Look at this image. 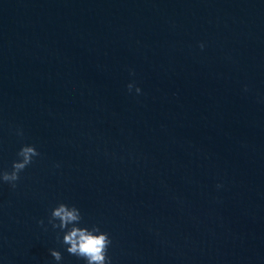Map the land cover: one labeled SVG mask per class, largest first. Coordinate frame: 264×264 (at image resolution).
<instances>
[{
	"label": "water",
	"instance_id": "obj_1",
	"mask_svg": "<svg viewBox=\"0 0 264 264\" xmlns=\"http://www.w3.org/2000/svg\"><path fill=\"white\" fill-rule=\"evenodd\" d=\"M21 143L0 264H82L57 201L112 264H264V0H0V168Z\"/></svg>",
	"mask_w": 264,
	"mask_h": 264
},
{
	"label": "clouds",
	"instance_id": "obj_2",
	"mask_svg": "<svg viewBox=\"0 0 264 264\" xmlns=\"http://www.w3.org/2000/svg\"><path fill=\"white\" fill-rule=\"evenodd\" d=\"M198 47L203 49L204 43L199 42ZM129 75H132L131 69ZM244 88L247 90L246 85ZM125 89L129 93H141L140 86L133 80L125 84ZM16 135H23L20 128L16 129ZM39 156L40 153L32 143H21L10 166L0 168V184L7 183L10 188L15 189L20 174ZM55 166L59 167L58 164ZM221 186L220 183L216 184L217 188ZM36 223L44 225L43 220H37ZM47 225L56 230L57 239L64 250L82 261V264H112L111 257L107 254L112 243L109 233L97 223L84 221L80 208L75 204L57 201L48 210ZM48 253L56 264H61L62 255L58 249L49 248Z\"/></svg>",
	"mask_w": 264,
	"mask_h": 264
}]
</instances>
